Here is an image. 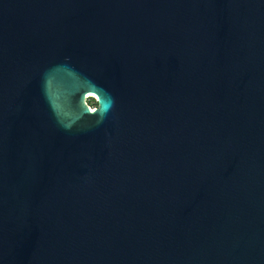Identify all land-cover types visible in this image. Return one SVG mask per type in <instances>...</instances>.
<instances>
[{
  "label": "water",
  "instance_id": "1",
  "mask_svg": "<svg viewBox=\"0 0 264 264\" xmlns=\"http://www.w3.org/2000/svg\"><path fill=\"white\" fill-rule=\"evenodd\" d=\"M0 264H264V0H0Z\"/></svg>",
  "mask_w": 264,
  "mask_h": 264
},
{
  "label": "rangeland",
  "instance_id": "2",
  "mask_svg": "<svg viewBox=\"0 0 264 264\" xmlns=\"http://www.w3.org/2000/svg\"><path fill=\"white\" fill-rule=\"evenodd\" d=\"M87 101L89 102V104H91V107L95 106V96L94 97H89L87 99Z\"/></svg>",
  "mask_w": 264,
  "mask_h": 264
},
{
  "label": "bare ground",
  "instance_id": "3",
  "mask_svg": "<svg viewBox=\"0 0 264 264\" xmlns=\"http://www.w3.org/2000/svg\"><path fill=\"white\" fill-rule=\"evenodd\" d=\"M87 95H93L94 96V94H92V93H88ZM92 108V107H91Z\"/></svg>",
  "mask_w": 264,
  "mask_h": 264
},
{
  "label": "flooded vegetation",
  "instance_id": "4",
  "mask_svg": "<svg viewBox=\"0 0 264 264\" xmlns=\"http://www.w3.org/2000/svg\"><path fill=\"white\" fill-rule=\"evenodd\" d=\"M95 105H96V103H95Z\"/></svg>",
  "mask_w": 264,
  "mask_h": 264
}]
</instances>
